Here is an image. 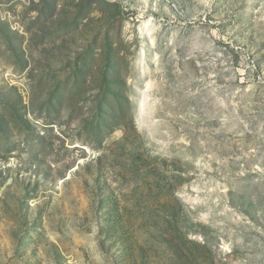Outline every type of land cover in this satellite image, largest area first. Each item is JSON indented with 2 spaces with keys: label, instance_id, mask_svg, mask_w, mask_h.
Segmentation results:
<instances>
[{
  "label": "rangeland",
  "instance_id": "1",
  "mask_svg": "<svg viewBox=\"0 0 264 264\" xmlns=\"http://www.w3.org/2000/svg\"><path fill=\"white\" fill-rule=\"evenodd\" d=\"M0 264H264V0H0Z\"/></svg>",
  "mask_w": 264,
  "mask_h": 264
}]
</instances>
